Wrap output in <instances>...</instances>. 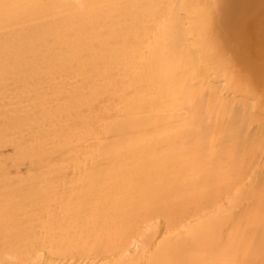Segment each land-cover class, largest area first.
I'll return each instance as SVG.
<instances>
[{
  "label": "bare ground",
  "instance_id": "6f19581e",
  "mask_svg": "<svg viewBox=\"0 0 264 264\" xmlns=\"http://www.w3.org/2000/svg\"><path fill=\"white\" fill-rule=\"evenodd\" d=\"M0 264H264V0H0Z\"/></svg>",
  "mask_w": 264,
  "mask_h": 264
}]
</instances>
